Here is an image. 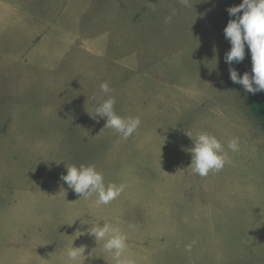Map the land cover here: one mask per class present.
Listing matches in <instances>:
<instances>
[{
  "label": "rangeland",
  "instance_id": "rangeland-1",
  "mask_svg": "<svg viewBox=\"0 0 264 264\" xmlns=\"http://www.w3.org/2000/svg\"><path fill=\"white\" fill-rule=\"evenodd\" d=\"M242 2L0 0V264H72V244L86 246L79 264H114L81 224L113 218L134 264H264V130L224 60L227 8ZM103 82L141 119L127 140L88 113ZM201 131L240 143L206 177L182 150ZM70 161L125 190L80 199L60 181Z\"/></svg>",
  "mask_w": 264,
  "mask_h": 264
},
{
  "label": "clouds",
  "instance_id": "clouds-1",
  "mask_svg": "<svg viewBox=\"0 0 264 264\" xmlns=\"http://www.w3.org/2000/svg\"><path fill=\"white\" fill-rule=\"evenodd\" d=\"M182 6H188L189 0H179ZM230 19L224 29L225 39L231 47L225 53L224 60L229 65V78L233 83L243 87L244 92L255 95L264 92V0H243L238 6L227 8ZM241 12L243 13L241 15ZM176 15V9L164 17V24H169ZM251 54V73L245 72L242 76L233 64H239L245 59V48ZM100 91L107 95L101 99L94 113L89 112L93 119L106 118L103 129L108 128L118 133L119 138L127 140L141 125L139 116L122 117L115 111V97L109 95L112 91L108 82L99 85ZM193 141V147L183 149L191 153V164L188 168L193 174L206 177L210 172H219L229 162L228 151L240 150L239 138H232L225 145L213 134L198 132L195 136L186 133ZM67 174H62L60 181L67 184L80 199H89L95 196L96 205H108L125 190L124 184L113 182L105 183L104 174L95 165L81 164L66 165ZM78 199V200H80ZM81 220V219H80ZM100 221H104L101 225ZM96 223H88L81 220V224L89 227L86 232L93 237L97 244L103 242L102 247L106 255L110 256L114 264H134L127 255L128 237L121 227L118 218L100 220ZM72 225V224H71ZM129 229L133 225L128 226ZM79 231V230H78ZM80 232V231H79ZM86 246L74 247L73 244L65 248L63 256L72 264H79L80 258L85 257ZM91 255V253L89 254Z\"/></svg>",
  "mask_w": 264,
  "mask_h": 264
},
{
  "label": "trees",
  "instance_id": "trees-1",
  "mask_svg": "<svg viewBox=\"0 0 264 264\" xmlns=\"http://www.w3.org/2000/svg\"><path fill=\"white\" fill-rule=\"evenodd\" d=\"M250 106L253 115L260 121L262 129L264 130V92H259L255 95L250 93ZM73 161L67 163L66 165H72ZM244 224V221H243ZM251 224L249 223V227ZM245 227V226H244ZM246 229V228H245ZM247 230V229H246ZM252 235L256 236V240L258 239L257 236L261 234L251 233ZM264 235V234H263ZM257 245H260L259 242H255Z\"/></svg>",
  "mask_w": 264,
  "mask_h": 264
}]
</instances>
